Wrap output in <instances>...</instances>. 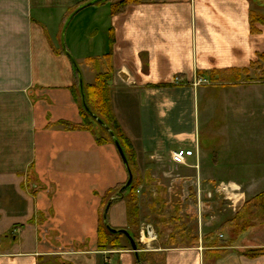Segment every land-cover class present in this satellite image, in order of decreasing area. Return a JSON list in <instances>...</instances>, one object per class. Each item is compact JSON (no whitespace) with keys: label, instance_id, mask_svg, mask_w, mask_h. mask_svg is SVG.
<instances>
[{"label":"crops","instance_id":"0c3cea01","mask_svg":"<svg viewBox=\"0 0 264 264\" xmlns=\"http://www.w3.org/2000/svg\"><path fill=\"white\" fill-rule=\"evenodd\" d=\"M94 1L0 0V264H139L125 238L119 249L99 248L107 194L130 174L104 131L65 127L83 124L67 53L86 88L111 69L112 110L136 154L129 169L142 235L148 195L199 203L203 215V198L264 193V26L251 24L253 13L264 17V0H136L122 9L124 0H104L71 20L64 50L68 20ZM244 118L255 130L239 159L238 143H227L244 135ZM179 150L194 155L175 164ZM128 195L111 199L106 222L132 235ZM230 225L216 242L146 246L162 264H264V238L219 240Z\"/></svg>","mask_w":264,"mask_h":264},{"label":"rangeland","instance_id":"374dc122","mask_svg":"<svg viewBox=\"0 0 264 264\" xmlns=\"http://www.w3.org/2000/svg\"><path fill=\"white\" fill-rule=\"evenodd\" d=\"M88 11L89 9L81 13L77 19L79 20L82 18ZM242 129L245 130L244 135H238L237 138L239 137V139L237 140L235 138L233 139L230 134L228 137L229 142L227 143L229 146L233 144V142L234 144L238 143L239 152L234 151V154L238 153L239 159L246 153L242 147L245 146L249 137V134L246 135V130L253 131L255 130V126L252 124L251 120L244 118ZM258 129L259 132L262 131L260 127ZM211 189H214V187ZM263 190L264 184H261L258 192ZM253 200L254 199H251V196H249L238 201L237 199L230 198L227 193H219L216 194V196H211V199H209V197L203 198L202 202L205 204L206 213L203 215L200 213L196 215V212L201 211L199 203H197L196 210L193 205L187 207L181 206L183 200L166 199L165 193L163 194V192H161L159 197L158 194L156 196L151 194L147 196V208H145L144 211L146 226L144 225L143 227L145 229L149 227L153 228L155 230L154 243L161 248H167L177 244L187 245V243L193 242L195 238L202 237L204 241L212 238V241L216 242L215 235L219 233L221 226L229 223L231 225L222 233L223 236L219 240L226 242L228 240L241 238L244 233H249L245 237V243L253 245L257 243L258 240L260 241L264 238V216L260 211H254L256 209H253ZM202 218L203 221L201 220ZM198 219L200 220L198 221ZM257 226L260 228L258 227L257 230L252 229ZM140 228L141 223L138 219L137 226L132 229V236L138 244L143 264H162V253L156 254L154 252H148L151 250L146 244L151 241H147L146 238L143 237ZM124 238L125 237H122V240ZM128 245L131 249L129 243ZM153 254H155V256H152Z\"/></svg>","mask_w":264,"mask_h":264},{"label":"trees","instance_id":"16d2710c","mask_svg":"<svg viewBox=\"0 0 264 264\" xmlns=\"http://www.w3.org/2000/svg\"><path fill=\"white\" fill-rule=\"evenodd\" d=\"M136 0H124L121 4L117 6V9L125 8V6L129 3L135 2ZM251 24L253 28L260 24L264 26V17L257 15L253 13L251 15ZM108 63V62H107ZM108 73L106 74H99L97 76L96 84L94 86L85 87L86 92V101L88 104L89 109L92 111V113L100 119L105 127H107L115 136V139L119 142L121 148L123 149L124 155L127 159L129 168L135 166V158L136 154L134 152V149L132 147V144L130 143L129 139L125 136L123 133L119 123L117 122L115 115L112 110L111 106V99H110V73L111 69L109 67ZM77 74V72H76ZM77 76V94L79 98L80 96V90H79V78L78 74ZM81 111L83 116V124L82 125H71V124H65V127L67 129H87L91 130L92 132L96 133V130H102L105 132V134L112 140L109 131L100 126L93 118L90 116L87 111L84 109L81 101ZM97 140L99 143H104L106 139H104L102 136H97ZM129 190V195L127 197L128 202V215H129V222L132 225V227L137 226L138 219H139V202H138V195L136 193L137 191V184L132 183L128 188L125 189L124 187L117 188L113 191H110L107 194L106 200H105V206L108 205L112 200V198H120L125 195V192ZM253 209H256L254 211H260L264 216V193L259 195L253 200ZM105 209L103 210L101 214V220L99 225V248L100 249H106L109 245L112 246L115 249L121 248L120 246V238L125 237L121 233H112L109 229V225L107 224V219L104 218ZM126 238V237H125ZM127 239V238H126ZM128 241V239H127ZM129 242V241H128ZM130 244V242H129ZM131 246V245H130Z\"/></svg>","mask_w":264,"mask_h":264},{"label":"water","instance_id":"95a60500","mask_svg":"<svg viewBox=\"0 0 264 264\" xmlns=\"http://www.w3.org/2000/svg\"><path fill=\"white\" fill-rule=\"evenodd\" d=\"M101 1H104V0H95L94 2H91L90 4L81 7L80 9H78V10H77V11H76V12L70 17V19L68 20V22H67V24H66V26H65V28H64V31H63V40H62V41H63V49H64V50H65V44H64V41H65V34H66L67 28H68V26H69L71 20H72V19H73V18H74L79 12H81L82 10H84V9H86V8H88V7H90V6L94 5V4H96V3H99V2H101ZM67 55H68V57L70 58V60H71V62H72V64H73V66H74V68H75V71H76L77 74H78L80 96H81V101H82V105H83L84 109L87 111V113H88L90 116H92V118H93V119H94V120H95L100 126L106 128V129L109 131L110 136H111L113 142L115 143L116 147L118 148V151H119V153L121 154V156H122V158H123L124 164H125L127 170L129 171L130 179H129V182L127 183V185L125 186V189H126V188H128V187L132 184V182H133V176H132V174H131V172H130L129 165H128L127 159H126V157H125V155H124L123 149L121 148L119 142L115 139L114 134H113V133H112L107 127H105L104 123H103L100 119H98V118L92 113V111L89 109L88 104H87V101H86V92H85V86H84V81H83L82 73H81V71H80V69H79V67H78V65H77V63H76V61L73 59V57H72L70 54H68V53H67ZM110 204H111V203H109L108 206L106 207V210H105V213H104V218H105V219H107V213H108V210H109ZM109 229H110V231H111L112 233H121V234H123V235L128 239V241L130 242V245H131V248H132L133 252L136 254V257H137V260H138L139 264H141L140 256H139V247H138L137 242H136L135 239L133 238V236H132L128 231H125V230H124V231H116V230L111 229L110 227H109Z\"/></svg>","mask_w":264,"mask_h":264},{"label":"built area","instance_id":"2783aa9c","mask_svg":"<svg viewBox=\"0 0 264 264\" xmlns=\"http://www.w3.org/2000/svg\"><path fill=\"white\" fill-rule=\"evenodd\" d=\"M206 83V81L200 80V84ZM194 155L193 151H188V150H179L172 155V160L175 164H180L183 165L186 163V159L188 157H192ZM143 237L146 238L147 241H154L155 237L154 234H152V230L147 228L143 232Z\"/></svg>","mask_w":264,"mask_h":264}]
</instances>
